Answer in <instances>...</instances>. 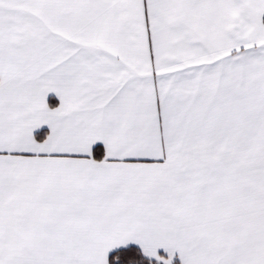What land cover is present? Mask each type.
<instances>
[{
	"label": "snow or ice",
	"instance_id": "snow-or-ice-1",
	"mask_svg": "<svg viewBox=\"0 0 264 264\" xmlns=\"http://www.w3.org/2000/svg\"><path fill=\"white\" fill-rule=\"evenodd\" d=\"M0 264H264V0H0Z\"/></svg>",
	"mask_w": 264,
	"mask_h": 264
}]
</instances>
